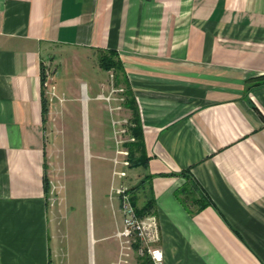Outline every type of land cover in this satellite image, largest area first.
I'll list each match as a JSON object with an SVG mask.
<instances>
[{
	"label": "crops",
	"instance_id": "obj_1",
	"mask_svg": "<svg viewBox=\"0 0 264 264\" xmlns=\"http://www.w3.org/2000/svg\"><path fill=\"white\" fill-rule=\"evenodd\" d=\"M109 49L138 110L146 159L127 166L142 167L130 177L147 193L139 207L154 199L139 216L158 233L150 245L164 264H264V0H0V264H79L49 206L45 64ZM122 105L117 145L118 123L134 140ZM184 171L198 186L183 188ZM122 228L111 264H151ZM80 264H98L95 250Z\"/></svg>",
	"mask_w": 264,
	"mask_h": 264
},
{
	"label": "rangeland",
	"instance_id": "obj_2",
	"mask_svg": "<svg viewBox=\"0 0 264 264\" xmlns=\"http://www.w3.org/2000/svg\"><path fill=\"white\" fill-rule=\"evenodd\" d=\"M73 54L64 52L68 57ZM98 56L95 51L88 55L80 52L78 61L68 58L62 62L54 56L45 64L51 76L46 85L45 100L51 104V112L46 117L44 151L46 176L51 180L49 206L56 212V219H60L61 212L64 214L61 227L74 239V256L79 264L83 256L87 259L90 247L95 250L98 264H111L109 251L117 242L112 233L115 222L123 219L118 200L126 197L134 206L130 177L134 180V171L142 168L129 169L127 164L114 160L117 146L121 150L118 156L128 159L126 143L133 141L121 131L126 128L124 123L117 124L122 134L119 145L113 131V110L116 115L122 112L125 83L120 70L113 72L117 75L115 81L110 72L98 68ZM101 81L105 84L102 97L96 96ZM81 82L88 85L85 102L80 98ZM119 116L123 119L122 114ZM120 169L125 175L117 172ZM120 184L124 191L118 194ZM134 194L135 206L139 207L147 193L139 188ZM99 235L102 238L92 239ZM67 244L69 249L71 245Z\"/></svg>",
	"mask_w": 264,
	"mask_h": 264
},
{
	"label": "trees",
	"instance_id": "obj_3",
	"mask_svg": "<svg viewBox=\"0 0 264 264\" xmlns=\"http://www.w3.org/2000/svg\"><path fill=\"white\" fill-rule=\"evenodd\" d=\"M99 64L100 66L105 69H112L115 73L116 70H123L122 62L120 61L118 54L115 50L109 49L106 51H100L99 52ZM117 80V75L115 76ZM124 104H126L131 110H132V121L134 122L133 126L131 127V133L134 136V140L126 143L128 146V161L130 164H137V163H142L146 159L145 154H144V149H143V142H142V135H141V127L139 124V118H138V110L137 106L135 103V98L132 92L130 91L129 88H126L125 90V96H124ZM43 110L44 112L47 110V103L46 100L44 99L43 103ZM184 176L186 177V181L183 184V188L187 187H196L198 186V183L190 176L188 172L185 173L184 171ZM49 180L45 177V188L46 190L49 189ZM142 183H138L136 185H133L129 188L131 192H134L141 187ZM132 193V203L134 204V209L137 213L138 216L144 214L147 211H150V209L154 206V199L153 197L149 198L142 206L136 207V202H135V194ZM134 198V199H133ZM205 204V201L199 203V206H202Z\"/></svg>",
	"mask_w": 264,
	"mask_h": 264
},
{
	"label": "built area",
	"instance_id": "obj_4",
	"mask_svg": "<svg viewBox=\"0 0 264 264\" xmlns=\"http://www.w3.org/2000/svg\"><path fill=\"white\" fill-rule=\"evenodd\" d=\"M124 164H128V159L123 161ZM121 175H125L124 171H117ZM121 186L117 187L118 194L123 192ZM123 197H125L123 195ZM121 206L123 210V228L117 231L118 237L123 238L125 246H131L137 241L145 243V250L149 253L151 258V264H164V256L161 248L150 245V242L158 239V233L156 229L150 227V224L146 220L140 218L133 205L125 197L121 200ZM142 248L139 249L142 252Z\"/></svg>",
	"mask_w": 264,
	"mask_h": 264
}]
</instances>
